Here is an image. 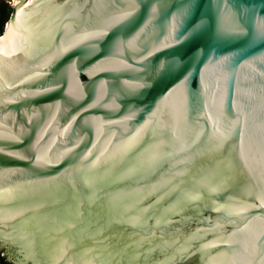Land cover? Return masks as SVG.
<instances>
[{
	"label": "water",
	"instance_id": "95a60500",
	"mask_svg": "<svg viewBox=\"0 0 264 264\" xmlns=\"http://www.w3.org/2000/svg\"><path fill=\"white\" fill-rule=\"evenodd\" d=\"M28 1L0 34L12 264H264V0Z\"/></svg>",
	"mask_w": 264,
	"mask_h": 264
},
{
	"label": "trees",
	"instance_id": "16d2710c",
	"mask_svg": "<svg viewBox=\"0 0 264 264\" xmlns=\"http://www.w3.org/2000/svg\"><path fill=\"white\" fill-rule=\"evenodd\" d=\"M10 14V6L6 0H0V34L3 30L4 23L8 20ZM0 264H12L10 260L0 252Z\"/></svg>",
	"mask_w": 264,
	"mask_h": 264
},
{
	"label": "snow or ice",
	"instance_id": "6c2138e0",
	"mask_svg": "<svg viewBox=\"0 0 264 264\" xmlns=\"http://www.w3.org/2000/svg\"><path fill=\"white\" fill-rule=\"evenodd\" d=\"M219 3H223V0H218L217 7H219ZM206 18H201V27L205 25ZM13 27H15V24H13ZM258 33L261 38H264V21H262L260 24H258ZM199 30V29H197ZM219 35V34H218Z\"/></svg>",
	"mask_w": 264,
	"mask_h": 264
},
{
	"label": "bare ground",
	"instance_id": "6f19581e",
	"mask_svg": "<svg viewBox=\"0 0 264 264\" xmlns=\"http://www.w3.org/2000/svg\"><path fill=\"white\" fill-rule=\"evenodd\" d=\"M15 2H16V0H13L12 4H14ZM32 2H33V0H29L28 3H27L24 7H21V8H19V9H21V10H26V9H28V8L31 6ZM19 9H18V10H19ZM7 28H8V27H7ZM7 28H6V31H7ZM6 31L4 32L3 35L0 36V39H2V38L5 36Z\"/></svg>",
	"mask_w": 264,
	"mask_h": 264
},
{
	"label": "rangeland",
	"instance_id": "374dc122",
	"mask_svg": "<svg viewBox=\"0 0 264 264\" xmlns=\"http://www.w3.org/2000/svg\"><path fill=\"white\" fill-rule=\"evenodd\" d=\"M6 1L9 2L10 0H6ZM0 252H2L8 258V260L13 262L12 257L10 256V254L4 248L0 247Z\"/></svg>",
	"mask_w": 264,
	"mask_h": 264
},
{
	"label": "flooded vegetation",
	"instance_id": "af4514ba",
	"mask_svg": "<svg viewBox=\"0 0 264 264\" xmlns=\"http://www.w3.org/2000/svg\"><path fill=\"white\" fill-rule=\"evenodd\" d=\"M8 5H9V2H8ZM10 6V5H9Z\"/></svg>",
	"mask_w": 264,
	"mask_h": 264
}]
</instances>
